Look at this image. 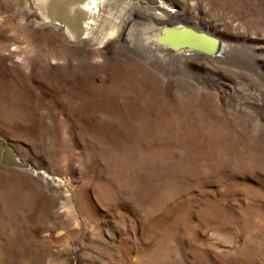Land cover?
Returning <instances> with one entry per match:
<instances>
[{
    "label": "rangeland",
    "instance_id": "374dc122",
    "mask_svg": "<svg viewBox=\"0 0 264 264\" xmlns=\"http://www.w3.org/2000/svg\"><path fill=\"white\" fill-rule=\"evenodd\" d=\"M54 1L0 0V264H264V0H160L241 50L178 66L122 41L159 0H102L101 45Z\"/></svg>",
    "mask_w": 264,
    "mask_h": 264
},
{
    "label": "bare ground",
    "instance_id": "6f19581e",
    "mask_svg": "<svg viewBox=\"0 0 264 264\" xmlns=\"http://www.w3.org/2000/svg\"><path fill=\"white\" fill-rule=\"evenodd\" d=\"M70 1L68 5L66 4L63 7L62 12H72L73 4H70L75 0ZM52 2V6L56 8L57 11L53 8H49L47 0H34V4H38V12L42 17H44L46 21L54 23V20L59 18L57 13L55 16H48L44 12V6L48 9L50 15L53 12H60L58 2L54 0H52ZM101 2L102 0H81L79 11L72 15L74 16L72 17L73 25L61 21L64 23L62 24L63 26L60 24L56 27L63 28L67 37L74 38V40L76 39L79 44L86 43L88 40L90 43H100L101 45L102 41H98V36L90 35V28L92 26L87 28V23H84V20H87V22L90 20V24L96 21L94 16L101 6ZM167 6L166 3L159 0L155 5L138 7L136 14L137 18L130 19L126 16L122 21L123 26H127L131 20L147 22L138 28L135 33L134 30L136 29L130 28L128 30L126 27V37L122 40L123 43L129 47H133L137 53L158 65L166 63L178 66L180 63L184 64L194 60L203 61L208 64H221L225 62L224 60L233 52L241 51L239 50L240 47L237 49V47L235 48L232 44L226 43L222 39L224 38L222 31L216 27L211 25L208 26V24H204L197 19L180 15L179 12L172 11L168 9ZM113 25L114 24L111 23L109 28H106L108 31L104 32V34L107 33V39H111L115 36L117 29H115L116 27H113ZM120 32L124 33V31ZM116 36L119 37V34L116 33ZM256 48L259 52L256 57L260 59V65L264 66V45ZM166 64L162 65L167 66Z\"/></svg>",
    "mask_w": 264,
    "mask_h": 264
},
{
    "label": "water",
    "instance_id": "95a60500",
    "mask_svg": "<svg viewBox=\"0 0 264 264\" xmlns=\"http://www.w3.org/2000/svg\"><path fill=\"white\" fill-rule=\"evenodd\" d=\"M1 160L7 166L25 168L28 163L18 158L14 150L5 142H1Z\"/></svg>",
    "mask_w": 264,
    "mask_h": 264
}]
</instances>
